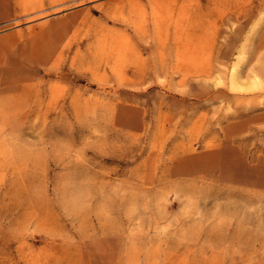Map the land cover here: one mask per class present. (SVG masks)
Here are the masks:
<instances>
[{"label":"rangeland","instance_id":"1","mask_svg":"<svg viewBox=\"0 0 264 264\" xmlns=\"http://www.w3.org/2000/svg\"><path fill=\"white\" fill-rule=\"evenodd\" d=\"M263 28L264 0H0V264H264Z\"/></svg>","mask_w":264,"mask_h":264},{"label":"bare ground","instance_id":"2","mask_svg":"<svg viewBox=\"0 0 264 264\" xmlns=\"http://www.w3.org/2000/svg\"><path fill=\"white\" fill-rule=\"evenodd\" d=\"M257 1V0H256ZM263 13H261V15H262ZM257 27H259V26H257ZM264 29V28H263Z\"/></svg>","mask_w":264,"mask_h":264}]
</instances>
